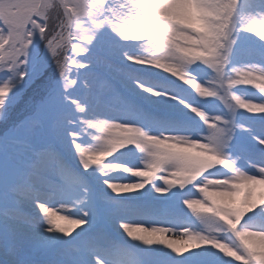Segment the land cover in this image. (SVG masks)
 Wrapping results in <instances>:
<instances>
[{"label": "snow or ice", "instance_id": "obj_1", "mask_svg": "<svg viewBox=\"0 0 264 264\" xmlns=\"http://www.w3.org/2000/svg\"><path fill=\"white\" fill-rule=\"evenodd\" d=\"M250 84L264 93V0H0V264H264Z\"/></svg>", "mask_w": 264, "mask_h": 264}, {"label": "rangeland", "instance_id": "obj_2", "mask_svg": "<svg viewBox=\"0 0 264 264\" xmlns=\"http://www.w3.org/2000/svg\"><path fill=\"white\" fill-rule=\"evenodd\" d=\"M129 51L130 54H136L137 53V49L134 48V47H129L127 49ZM159 71H162V70H159ZM154 72V71H153ZM145 73H141V75H144ZM162 76V74H161ZM152 79H157V77L153 76L151 77ZM234 92H236L238 95L241 96V98H246V97H251L253 96V94L255 93L256 95H264V93H260L259 89L257 87H255L254 84H250V85H238L236 87V89H234ZM250 102L252 103H255L257 102L255 99H252ZM240 111L244 112L246 110L244 109H240ZM4 131V126L3 125H0V134H2ZM83 141H84V144L86 146L88 145H91L92 143H94L92 140H90L87 136L83 137ZM138 151V150H137ZM138 153L136 154L135 157H133L132 159H127V162L129 164H132V163H138ZM112 157H108L106 159H111ZM93 172L96 173V176H95V179L93 181V187L96 189V191L99 193V192H102L103 190V185L99 183L100 181V176H99V172L98 170L96 169H93ZM118 174H115V173H112L111 174V177L112 178H115L117 177ZM119 177V176H118ZM132 179H135V178H132ZM117 180V179H116ZM122 180V181H121ZM124 180H127L124 178ZM122 178H120V182H128L127 181H124ZM135 196H138L139 194H133ZM124 199V198H122ZM175 199V197H174ZM239 206V205H238ZM160 207V205L158 203H155L153 204L149 210H156ZM97 209L98 211L101 213V215L105 218V221H106V230L115 238H121L122 234L118 231V228L115 224V218L112 216V212H111V209L105 205H103L101 202H98L97 203ZM71 210V209H69ZM65 212V209L63 208V214ZM135 217H139V218H145L143 216H129V217H122V218H128V219H135ZM70 218H74V217H70ZM58 223L63 226V227H67L69 229H71L72 231L70 232V236L71 235H74L76 231H79L80 230V226L78 228H75L73 227L72 225L68 224L66 221L64 220H60L58 221ZM146 226V225H145ZM158 226V225H157ZM69 236V238H70ZM123 239L125 241H127V237H126V234H125V237H123ZM127 243L129 245L132 244L131 241H127ZM156 257L162 262V264H174V260L173 258H171L168 254V249H162L159 253L155 254ZM228 259H231L230 257H226ZM176 259H183V258H176ZM186 264H201V258L199 257H193V258H190V259H187L186 260ZM213 264H219V261L218 260H215L213 258ZM234 264H240L239 261H234Z\"/></svg>", "mask_w": 264, "mask_h": 264}, {"label": "bare ground", "instance_id": "obj_3", "mask_svg": "<svg viewBox=\"0 0 264 264\" xmlns=\"http://www.w3.org/2000/svg\"><path fill=\"white\" fill-rule=\"evenodd\" d=\"M151 71H155V70H151ZM157 71H159V70H157ZM162 75H163V73H161ZM115 174H118V176L117 177H115V178H113V179H117V180H120V178H122L123 180H124V178L125 179H127L128 181L129 180H131L132 178H130V177H128V174H123V173H119V172H117V173H115ZM127 180H124V181H127ZM122 181V180H121ZM261 195H264V186H258V188H257V192H256V197H257V199H259V197L261 196ZM237 205H239V199H238V201H237ZM56 209H60V211L58 212V215H63V207L61 206V205H59V204H57L56 205ZM53 210H55V209H53ZM135 219H141V220H144V219H146V218H139V217H135ZM71 225V224H70ZM73 227H75V228H78L79 226H75V225H72ZM154 226H157V225H154ZM168 239H174L175 237H173L172 235H169L168 237H167ZM176 247H183L182 245H180V244H177V245H175ZM199 251H201V252H203L204 250L203 249H201V250H199Z\"/></svg>", "mask_w": 264, "mask_h": 264}]
</instances>
